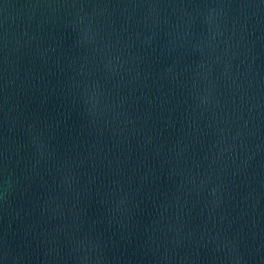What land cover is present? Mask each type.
<instances>
[{
    "label": "water",
    "instance_id": "obj_1",
    "mask_svg": "<svg viewBox=\"0 0 264 264\" xmlns=\"http://www.w3.org/2000/svg\"><path fill=\"white\" fill-rule=\"evenodd\" d=\"M0 264H264V0H0Z\"/></svg>",
    "mask_w": 264,
    "mask_h": 264
}]
</instances>
